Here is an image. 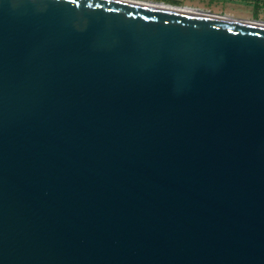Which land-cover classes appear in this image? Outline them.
I'll list each match as a JSON object with an SVG mask.
<instances>
[{"label": "water", "instance_id": "1", "mask_svg": "<svg viewBox=\"0 0 264 264\" xmlns=\"http://www.w3.org/2000/svg\"><path fill=\"white\" fill-rule=\"evenodd\" d=\"M186 6L0 0V264H264V21Z\"/></svg>", "mask_w": 264, "mask_h": 264}, {"label": "rangeland", "instance_id": "2", "mask_svg": "<svg viewBox=\"0 0 264 264\" xmlns=\"http://www.w3.org/2000/svg\"><path fill=\"white\" fill-rule=\"evenodd\" d=\"M160 1L192 10L196 7L203 11L229 15L243 19H256L264 21V0H150ZM191 6V7H190ZM181 8V7H180Z\"/></svg>", "mask_w": 264, "mask_h": 264}]
</instances>
